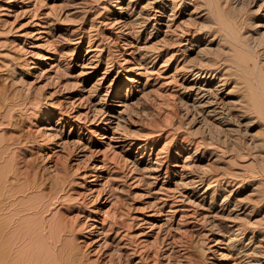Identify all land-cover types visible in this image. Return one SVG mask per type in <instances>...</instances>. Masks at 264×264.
I'll return each mask as SVG.
<instances>
[{"label": "rangeland", "instance_id": "1", "mask_svg": "<svg viewBox=\"0 0 264 264\" xmlns=\"http://www.w3.org/2000/svg\"><path fill=\"white\" fill-rule=\"evenodd\" d=\"M0 152V264H264V0H0Z\"/></svg>", "mask_w": 264, "mask_h": 264}, {"label": "bare ground", "instance_id": "2", "mask_svg": "<svg viewBox=\"0 0 264 264\" xmlns=\"http://www.w3.org/2000/svg\"><path fill=\"white\" fill-rule=\"evenodd\" d=\"M200 71V70H199ZM199 71H197V75H202L201 74V72H199ZM204 71V70H203ZM205 72H207V70L205 71ZM216 73V72H215ZM206 74H208V73H206ZM205 74H203L202 76H204ZM209 75H210V72H209ZM214 75H216V74H214ZM206 76V75H205ZM219 85V84H218ZM215 111V110H214ZM215 114V113H214ZM5 147V146H4ZM0 153H2V152H0ZM7 157H8V155H7ZM6 159V158H5ZM11 159H9V161H10ZM4 161V160H3ZM6 162V161H5ZM2 163V162H1ZM8 164V163H7ZM12 165V164H11ZM9 166H10V164H9ZM8 166V167H9ZM13 166H14V164H13ZM12 166V167H13ZM5 168V167H4ZM10 169V168H9ZM8 169V170H9ZM5 170V169H4ZM15 170V169H14ZM7 170H5V172H6ZM10 171V170H9ZM4 171H3V173H5ZM17 174V173H16ZM15 174V175H16ZM14 175V174H13ZM6 176V175H5ZM9 176V175H8ZM19 177V176H18ZM3 176L2 175H0V210L2 209V211H3V209H6V208H9V207H13V205H14V201H13V198L16 196V195H14V193H16V190H15V192L14 193H12L11 192V190L13 191V189H12V181L9 179V178H3ZM10 178H11V176H10ZM15 180V179H14ZM15 182V181H14ZM20 185V184H19ZM18 185V186H19ZM22 186V185H21ZM20 186V187H21ZM19 187V188H20ZM24 187V186H23ZM22 187V188H23ZM27 187V186H26ZM30 187V186H29ZM33 187V186H32ZM17 189V188H16ZM20 190H23V189H21L20 188ZM22 193V192H21ZM20 194V193H19ZM2 198V199H1ZM18 198H19V196H18ZM17 199V198H16ZM15 200V199H14ZM16 202V201H15ZM21 203V202H20ZM23 203V202H22ZM21 203V204H22ZM19 204V203H18ZM17 204V205H18ZM24 204V203H23ZM16 205V204H15ZM20 205V204H19ZM26 207V206H25ZM14 208V207H13ZM23 208V207H22ZM15 209L16 208H14V212H16V211H18V210H16L15 211ZM29 209V208H28ZM27 209V210H28ZM10 211H11V209H10ZM13 211V210H12ZM21 212L22 211H24V210H20ZM15 214V213H14ZM13 214V215H14ZM18 214V213H17ZM25 214H27V213H25ZM24 214V215H25ZM13 215H8V218L7 219H3V223H1V229H0V231H3V233L5 232V234L7 233V235L9 234V236H5L2 240H3V243H5L6 245H11L13 242L15 243L16 241L18 242V239L20 238L21 239V235L22 236H24V234H21L20 236H19V231H20V229H19V231H17V226H18V222H17V218H15ZM22 216V215H21ZM23 218V217H22ZM19 220H21V219H19ZM18 220V221H19ZM25 220H27V219H25ZM22 222V221H21ZM25 222V221H24ZM23 222V223H24ZM28 222V221H27ZM21 224V223H20ZM32 225V224H31ZM27 226V225H26ZM28 227H30V226H28ZM26 228V227H25ZM22 229V228H21ZM27 231H28V229H27ZM33 232H34V230H33ZM22 233V232H21ZM12 234V235H11ZM28 234V233H27ZM30 234H32V233H30ZM26 236V235H25ZM30 236V235H29ZM52 236V235H51ZM31 237V236H30ZM28 238V237H27ZM26 238V239H27ZM35 238V237H34ZM49 238V237H48ZM33 239V238H32ZM31 239V240H32ZM56 239V238H55ZM24 240V239H23ZM27 242H28V240H26ZM23 243L25 242V241H22ZM22 242H21V245H22ZM30 242V241H29ZM34 242H35V240H34ZM53 242V241H52ZM56 242V241H55ZM30 244V243H29ZM28 243L26 244V245H29ZM19 245V244H18ZM21 245H19V247L21 246ZM16 246V244L14 245V247ZM27 248H28V246H26ZM13 248V247H12ZM30 248V247H29ZM29 248H28V252L30 253V255H31V250H29ZM15 249V248H14ZM33 249H35V246H34V248ZM12 251V250H11ZM15 251V250H14ZM17 251V250H16ZM22 251H24L23 249H22ZM19 252V251H18ZM25 253H26V251H25ZM24 253V254H25ZM29 253H28V255H29ZM32 253H33V250H32ZM37 253V252H36ZM13 254V253H12ZM34 254H35V252H34ZM27 255V256H28ZM45 255V254H44ZM49 255V254H48ZM47 255V256H48ZM23 256H25V255H23ZM58 256V255H57ZM61 256V255H60ZM10 257H12V256H10ZM22 257V256H21ZM30 257V256H29ZM35 257V256H34ZM39 257H41V256H39ZM59 257V256H58ZM64 257V255L62 256V258ZM12 258H14V256L12 257ZM38 258V257H37ZM44 258V257H43ZM47 258V257H46ZM61 258V257H60ZM2 259V258H1ZM10 259V258H9ZM26 259H27V257H26ZM29 260H30V258H28ZM59 260V259H58ZM63 260H64V258H63ZM24 261H25V259H24ZM54 261V260H53ZM66 262H69V261H67V259L65 260ZM11 262H12V259H11ZM14 262V261H13ZM12 262V263H13ZM17 262V261H16ZM66 262H65V264H66ZM48 263H49V261H48ZM59 263H60V261H59ZM19 264V263H18ZM23 264V263H22ZM62 264H63V261H62Z\"/></svg>", "mask_w": 264, "mask_h": 264}]
</instances>
